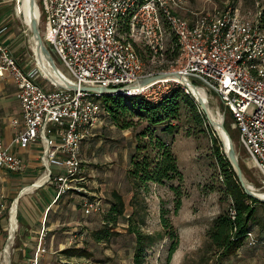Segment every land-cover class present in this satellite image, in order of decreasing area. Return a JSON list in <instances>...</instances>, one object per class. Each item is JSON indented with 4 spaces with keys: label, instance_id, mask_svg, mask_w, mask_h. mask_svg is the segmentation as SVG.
Here are the masks:
<instances>
[{
    "label": "built area",
    "instance_id": "obj_1",
    "mask_svg": "<svg viewBox=\"0 0 264 264\" xmlns=\"http://www.w3.org/2000/svg\"><path fill=\"white\" fill-rule=\"evenodd\" d=\"M188 1L40 0L38 21H43L42 40L64 69L65 76L62 75L78 88H121L161 72L179 73L186 81L214 94L236 126L239 144L264 191L261 10L240 16L237 10L226 9L199 15L189 22L178 13ZM168 34L178 47L176 59L166 70L148 73L135 50L136 41L149 49L153 59L162 61ZM38 77L37 69L24 71L11 51L0 43V81L12 82L20 109L19 116L11 121L16 131L14 139L7 146L0 142V171L24 170L22 160L11 152V147L26 150L38 145L40 165L46 174L39 186L35 187L38 181L31 186L51 185L55 200L71 192L85 193L80 148L99 122L101 108L95 100L98 96L79 89H59L47 81L51 88L45 89L37 83ZM172 85H180L189 95L187 87L170 79L122 94H144L156 100ZM1 210L4 208L0 204V214ZM81 212L85 217L98 214L101 204L83 197ZM230 215L233 218L234 212ZM246 239L248 244H256L251 233ZM29 261L37 264V254Z\"/></svg>",
    "mask_w": 264,
    "mask_h": 264
},
{
    "label": "rangeland",
    "instance_id": "obj_2",
    "mask_svg": "<svg viewBox=\"0 0 264 264\" xmlns=\"http://www.w3.org/2000/svg\"><path fill=\"white\" fill-rule=\"evenodd\" d=\"M35 2L37 5L35 12L38 13L40 0H35ZM226 9H235L240 16H249L256 9L264 10V1L189 0L184 9L178 13L184 19L194 20L199 15L222 12ZM19 16V23L25 31V36L22 39V47L16 49L15 46H11L10 51L24 71L37 69L36 64L39 59L35 48L32 47L31 33L23 17ZM38 22L42 37L43 21L39 20ZM172 40V36L168 34L165 49L169 46L173 47ZM135 45L143 51L144 44L142 42L136 41ZM45 47L57 69L65 76V71L57 58L47 44ZM20 49L22 55L16 57L15 53ZM141 58L148 73L165 70L163 68V65L167 63L165 58L160 61L152 57L148 58L144 54ZM36 81L45 89L51 88L41 77H38ZM197 86L201 87L197 90L203 91L206 95L207 107L211 110L215 123L217 125L222 123L227 130L247 183L253 190L264 194L260 188L258 175L239 144L236 126L229 113L214 94L205 91L200 85ZM197 95L203 97L201 94ZM189 96L192 97L190 92ZM3 97L4 100L0 101L1 136L5 131L10 130L9 119L16 106V98L14 100L9 90ZM95 100L101 108L99 124L94 129L93 136L81 144V169L85 178L82 187L85 193L76 194L99 201L101 212L88 217L83 216L81 198L79 200L70 197L73 193L71 192L68 197L59 201L54 200L52 203L44 220L49 231L44 232L43 235L41 232L33 233L31 230H26V226H24L26 221L29 222L28 216L32 213V207L27 208V206L33 203V199L42 201L44 194L48 195L51 190L44 188L35 194L24 195V192H29L26 191L27 189H18L20 188L18 186L8 191L2 190L5 183L0 182V193L2 194L0 204L4 208L0 214V264L3 260L2 252L9 240L8 222L13 202H17L16 231L10 244L8 264H31L29 260L33 259L36 254L37 264H100L101 261L108 264H132L135 237L127 232L129 225H135L141 233L151 235L156 240L145 251L146 264H167L170 240L162 237L163 229L159 221L161 210L168 211L169 220L178 235L177 250L168 264H264V204L255 206L258 225H254L251 230L252 237L255 240L263 241L262 243L250 245L245 239L243 247L236 255L222 261H219L215 252L208 247L206 233L213 219L219 214L230 213L232 201L225 195L224 178L221 176L214 156L215 147L212 148V140H218V145L221 146L220 153L223 155L222 143L205 116V122L201 127H198L192 120L190 109L187 106L180 107L178 133L173 138L167 136L171 152L176 158L177 167L182 176L181 182L172 181L165 186L149 184L145 189H141L135 194L132 189L133 184L127 177V171L131 168L130 159L134 154V136L141 131L142 127L138 126L134 130L127 131L118 130L111 124L100 99L96 98ZM186 133H189L190 136L188 137ZM0 142L4 144L2 137H0ZM39 170L41 171L40 180H42L46 172L40 167ZM51 170L57 171L55 168ZM177 186L180 187L178 192L181 206L178 212L173 214L175 197L170 189ZM112 193L119 194L124 200L125 213L124 216L118 218V223L113 229L115 235L107 242L96 243L92 240L91 233L101 229L102 217L109 208ZM133 196L134 198H132ZM133 213L132 220L127 218ZM128 220L131 221L128 222ZM59 222L63 225L55 226ZM260 224L263 227H260ZM72 246L86 248L91 257L67 259L61 254V251Z\"/></svg>",
    "mask_w": 264,
    "mask_h": 264
},
{
    "label": "trees",
    "instance_id": "obj_3",
    "mask_svg": "<svg viewBox=\"0 0 264 264\" xmlns=\"http://www.w3.org/2000/svg\"><path fill=\"white\" fill-rule=\"evenodd\" d=\"M259 23V26L264 29V10L261 11ZM164 26L167 28L166 25ZM172 39L173 47L169 46L163 52V57L167 62L163 65L165 70L178 55V47L173 36ZM143 48L141 51L135 45L140 59L142 60L143 54L151 58L149 49L145 45ZM98 98L102 102L111 124L118 130L127 131L134 130L138 126L142 127L141 131L134 136V154L130 159L131 168L127 171V177L133 184L134 193L137 194L139 190L145 189L149 184L165 186L172 181L181 182L182 176L178 170L176 158L171 152L167 136L173 138L178 133L179 112L182 106H187L190 109L192 120L196 126L201 127L205 122L204 114L194 99L186 94L180 85H172L156 100H150L143 95H124L122 93L102 95ZM186 135L190 136L189 133ZM213 146L215 147L214 156L217 165L224 178V192L226 197L231 199L234 212L233 218L230 213L219 214L213 219L206 233L208 247L215 252L216 258L222 261L236 255L243 247L247 234L251 233L254 225H258L255 206L262 203L249 198L240 188L224 154L220 153L221 146L218 145V140H212V148ZM179 189L178 186L170 189L175 197L173 214H176L181 206ZM111 196L109 208L102 217L101 229L91 233V238L96 243L107 242L115 235L113 229L118 223V218L124 216L125 213L126 204L122 197L117 193H112ZM168 214V211L161 210L159 215L160 225L163 229L162 237L170 240L167 264L178 247V235ZM127 218L132 220L134 213ZM130 221L128 220V222ZM260 227L263 225L260 224ZM127 232L135 237L132 264H146L145 251L156 240L151 235L141 233L135 225H129ZM262 242L256 240V244ZM61 254L67 259L91 257L86 248H77L76 246L62 250ZM99 263L108 264L105 261Z\"/></svg>",
    "mask_w": 264,
    "mask_h": 264
},
{
    "label": "crops",
    "instance_id": "obj_4",
    "mask_svg": "<svg viewBox=\"0 0 264 264\" xmlns=\"http://www.w3.org/2000/svg\"><path fill=\"white\" fill-rule=\"evenodd\" d=\"M15 6H16L15 0H0V43L3 46L7 47L9 51L11 46H15L16 49L21 48L22 39L25 36V31L19 23L20 16L16 12ZM186 20H188L189 22H193V20H189V19ZM21 51L22 50L20 49L17 53H15V56L20 57L22 55L20 54ZM7 90L10 91V94L15 100L16 98L15 87L12 84V82L7 79L4 81H0V101L4 100L3 95L7 94ZM15 104L16 106L15 109H13L12 117L9 119V126L12 128V130L10 128L8 132L5 131L3 136L0 135V137H2L3 139L4 146L9 145L15 137L16 131L15 128L12 127L11 121L19 116L20 109L17 99L15 100ZM11 152L22 160L24 164V170L21 173H17V174L10 173L5 170L0 171V182L5 183L3 184L2 190L5 189L8 191L11 188L19 186L20 188L18 189H22V190L27 189L26 191H29V192H24L23 193L24 195L29 193L35 194L37 191H40L41 189L44 188H46L47 190H51V192L49 191L48 195L44 194V198L42 201L39 200L36 201L33 199V203L32 204L30 203L31 205L27 206V208L32 207L31 208L32 213H30L29 215L30 217L28 216L29 222L26 221L24 223V226H26L25 227L26 230H31L33 233H40L42 230H44V232H48L49 227L48 225L46 226L44 220L45 217H47L46 216L47 212L50 210L52 203L55 200V195H56L55 189L51 185L42 186L40 188H34L31 186L36 181L40 180L41 171L39 170V167L42 169L39 161L40 148L38 145H31L26 150H18L16 147H11ZM76 193L77 192H73L71 193V195L68 193L67 195L60 197L58 201L66 196L68 197L69 195L70 197L72 196L79 200L80 198L82 199V197H84L83 195ZM7 198H9V196H7ZM56 201L55 204L57 203ZM58 225H63V224L59 222L55 226Z\"/></svg>",
    "mask_w": 264,
    "mask_h": 264
},
{
    "label": "water",
    "instance_id": "obj_5",
    "mask_svg": "<svg viewBox=\"0 0 264 264\" xmlns=\"http://www.w3.org/2000/svg\"><path fill=\"white\" fill-rule=\"evenodd\" d=\"M16 4L17 5L20 4L18 0H16ZM27 4H28V12H29L28 29L31 33V37H32L33 41L35 42L36 50L38 51L39 55H42L45 58V60L49 64V66L58 75L59 74L58 69L54 64V61L50 57V55H49V53L45 47V44L42 40L40 31H39L38 17H36V15H35V9L37 7L36 2H35V0H27ZM18 14L20 15L19 11H18ZM36 59L37 58L35 56V61H36ZM37 71H38V74L41 78H43L45 81H47L49 83H52L55 87H57L59 89H63V90H67V91H73V92L77 91L79 89L80 92L90 93L91 95H95L98 97H100L102 95H115L118 93L128 92L130 90L142 89V88H145V87H147L150 84H153L155 82L167 80L170 78L181 79L180 82L185 87H187L190 90V92L193 91V88L194 89L197 88L195 85L191 84L189 81H186L185 79H183L179 73H157V74H153V75L144 77L143 79L139 80L137 84L126 85V86H123L121 88H93V87L78 88L77 86L69 83L67 80H64V79L63 80L60 79L61 84L56 85L55 83H53L51 80H49L43 74V72L41 71V69L39 67H37ZM191 94H192V97H193L195 103L198 105L199 109L202 111V113L206 117L208 123L214 128L215 132L217 133V135H218V137L222 143L223 154H224L234 176L236 177V179L240 185V188L243 190V192L249 198H251V199H253L259 203L264 204V200L260 199L257 196V193L247 183L246 178H245V176L241 170V167L239 165L238 158H237L235 149L233 147L231 138L228 135L227 131L224 129L223 124L221 123V124L217 125V123H215L213 121V119L210 117V115L208 113L207 103L205 101H203L200 97H197L194 93H191ZM216 126L223 133V135L225 137L224 141L220 137L219 132L216 130Z\"/></svg>",
    "mask_w": 264,
    "mask_h": 264
},
{
    "label": "bare ground",
    "instance_id": "obj_6",
    "mask_svg": "<svg viewBox=\"0 0 264 264\" xmlns=\"http://www.w3.org/2000/svg\"><path fill=\"white\" fill-rule=\"evenodd\" d=\"M20 4H16V0H15V9L16 12L18 13V11L20 12V15L23 17V20L26 24V26L28 27V22H29V12H28V4H27V0H18ZM22 4V5H21ZM38 12V10H37ZM36 17H38V13L35 12ZM32 39V37H31ZM32 44L36 50L35 47V42L33 41V39L31 40ZM37 54H38V63L36 64L37 67H39L41 69V71L43 72V74L49 79L51 80L53 83H55L56 85L61 84V80H66L64 78V76L62 75V73L58 70L59 74L57 75V73L55 71H53V69L49 66V64L47 63V61L45 60V58L42 55H39L38 51L36 50ZM61 75V76H60ZM171 81H178L180 82L181 79L179 78H170ZM201 87H197L196 89L193 88V91L191 93H194L197 97H200L203 101H205L207 103V98L206 95L203 93V91L197 90ZM204 89V88H202ZM205 90V89H204ZM206 91V90H205ZM197 94H201L203 95H197ZM205 97V98H204ZM208 109V113L210 115V117L214 120L213 114L211 112V110L207 107ZM216 130L219 132L220 137L223 139V141L225 140V137L223 135V133L220 131V129H218V127H216ZM42 180H40L39 182L36 183V186H39L41 184ZM250 186V185H249ZM257 193V196L260 199L264 200V194L263 193H258L256 190H254ZM16 206H17V202H13L10 213H9V222H8V230H9V240L7 245L5 246L3 252H2V264H8V256H9V250H10V244H11V240L13 239V235L16 231V218H15V214H16Z\"/></svg>",
    "mask_w": 264,
    "mask_h": 264
}]
</instances>
